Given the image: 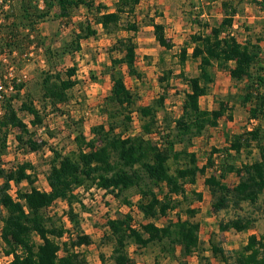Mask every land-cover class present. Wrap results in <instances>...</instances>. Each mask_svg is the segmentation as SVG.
Returning a JSON list of instances; mask_svg holds the SVG:
<instances>
[{
    "label": "trees",
    "instance_id": "1",
    "mask_svg": "<svg viewBox=\"0 0 264 264\" xmlns=\"http://www.w3.org/2000/svg\"><path fill=\"white\" fill-rule=\"evenodd\" d=\"M96 1L44 0L42 8L32 3V0L0 4V15L4 18V22H0V56H12L16 52L18 57L15 56V60L21 63L19 56H23L26 48L36 42L34 32L37 40L42 42L38 31L41 20L53 13L57 19L69 25L74 10L81 5L89 13L94 10L100 12L99 22L107 33L120 29L136 32L139 29L135 22L128 19L126 24L123 23V16L128 18L133 15L141 0H116L112 11L100 3L96 5ZM243 3L262 4L260 0H226L221 23L210 32L193 33L181 49L180 65L183 66L188 58L198 60L201 74L188 77L182 70L177 75L189 86L184 95L182 113L178 117H172L165 111L162 119L159 118V111L165 109L171 70H167L160 79L163 93L149 105L135 106L134 93L126 86L117 66L125 64L132 76H141L135 67L137 45L130 37L118 39L119 50L124 55L113 59V85L102 109L109 120L108 126L94 128V137L85 143V147L84 132L80 127L76 128L78 151L64 154L50 146L53 156L45 175L48 190L35 185L37 176L31 162H23L12 169H5L1 164L8 148L7 127L18 131L16 139L26 145L27 150L37 151L47 144L32 138L34 131L20 117L13 98L2 94L0 102L4 113L0 115V179L3 182L0 184V216L3 222L2 239L12 248L6 254L13 256L7 264H88L85 252L74 248L92 242L81 230L80 214L74 204L83 206L79 191L87 192L93 187L106 190L116 197L133 188H137L140 194L138 206L147 219L145 223L137 225L129 213L108 220L110 239L114 242L112 257L115 264H135L128 253L130 240L137 241L142 247L153 242L160 243L164 251L170 252L172 256H176L179 246L181 258L177 264H192L185 258L195 252L199 256L198 264H208L199 237L200 224L193 220L198 209L189 206L184 211L185 218L178 214L176 221L162 226L153 219L167 216L183 201L191 205L194 199L189 200L186 186L196 184L198 175L206 173L209 167L215 172L206 175L204 183L211 193L214 210L220 211L231 205L240 208L244 204L256 205L264 219V60L260 57L261 39L254 42L248 37L240 45L238 36L232 31L235 30L234 18L243 12L240 7ZM103 8L106 10L102 11ZM149 25L153 27L161 47L171 49L173 44L166 36L164 24L152 18ZM73 33L72 47H79L81 40L96 36L98 32L87 19L78 22ZM46 50L52 58L54 51L50 47ZM230 62L234 63L229 71L231 78L247 81L244 93H239V101L244 107L248 106L249 119L254 121V125L243 133L234 134L227 147L212 148L205 165L199 166L196 153L190 147L206 126L218 125L224 110L220 107L209 111L201 107L200 98L207 94V86L203 81L212 79L211 69L215 63L222 66ZM75 71V67L68 68L65 77L60 72H45L43 95L46 105L56 107L70 101L69 90L76 85L72 79ZM0 76L4 80V75L0 73ZM17 80L18 77H13L12 87L19 90L25 83ZM5 85L9 87L7 82ZM19 108L34 116L31 122L35 128L43 123L40 110L31 99L22 102ZM134 112L142 121L138 133L132 132L129 125ZM151 134H157L160 140L153 141L149 137ZM26 135L29 136L27 139ZM254 149L258 152V158L237 165L236 159L244 150L252 153ZM215 154H218L219 160L214 159ZM175 163L178 166L172 169ZM232 173L239 176V181L229 188L224 180ZM24 181L28 182L29 189H17L14 198L10 193L11 184L19 185ZM155 188L161 189L162 193ZM193 193L198 201L202 200L201 192ZM58 200L68 203L65 215L79 231L73 249L65 250L63 255L60 254V239L67 230L64 224L53 221L54 216L47 211ZM124 203L130 205V202ZM255 221L256 217L251 213L238 214L228 221H221L219 228L243 232L254 227ZM210 250L219 264H264V234H251L247 243L234 253L226 251L213 240H210Z\"/></svg>",
    "mask_w": 264,
    "mask_h": 264
},
{
    "label": "rangeland",
    "instance_id": "2",
    "mask_svg": "<svg viewBox=\"0 0 264 264\" xmlns=\"http://www.w3.org/2000/svg\"><path fill=\"white\" fill-rule=\"evenodd\" d=\"M115 1L97 0L96 5L100 3L112 11ZM225 1L141 0L133 15L128 18L126 15L123 16V23L126 24L128 19L138 25L139 29L136 32L120 29L117 32L107 33L99 22L100 12L94 10L89 13L84 5L74 10L73 20L69 25L57 19L53 13L41 20L38 31L42 38L39 39L42 42L37 40L36 32H34L36 42L26 48L23 56H19L22 59L21 63L15 60V56L18 55L16 52L12 56L7 54L0 56V73L4 75V80L0 78V99L2 94L13 98L20 117L28 124L29 129L35 132H33L32 138L39 143L45 141L47 144L37 151L27 150V146L20 144L16 139L18 131L7 127L9 132L8 148L2 158V166L5 169H12L23 162H31L37 176L35 185L40 189H49L45 175L49 170L53 156L50 146L64 154L78 151L79 148L75 140L76 128L80 127L84 132L83 147H85V143L94 137V128L108 126L109 120L102 109L105 107L106 98L110 95L113 85L111 78L113 59H119L124 55L119 50L118 39L130 37L137 45L135 67L141 76L139 78L132 76L125 64L121 63L117 66V69L122 72L126 86L134 93L135 106L149 105L157 99L163 93L160 79L167 70H171L165 109L159 111V118L162 119L165 111L172 117L180 116L184 95L189 90V86L177 75L184 70L186 76L194 77L199 76L201 71L198 66L199 61L192 58H188L181 66L179 53L193 33L210 32L213 27L221 23L224 17L223 4ZM260 1L262 4H241L243 12L238 13L234 18L233 29L235 30L232 31L238 36L240 45L248 37H251L254 42L261 39L260 57L264 60V0ZM10 2L14 4L17 0H0V4L4 5H8ZM32 3L39 8L45 5L44 0H32ZM105 10V8L102 9V11ZM152 18L164 24L166 36L173 44L171 49L165 50L155 38L153 27L149 25ZM3 19L0 15V22H4ZM87 19L97 29V35L81 40L79 47H72L74 46L72 42L76 24ZM23 31L25 30L23 29ZM40 44L41 46H39ZM48 47L54 51L51 54L54 55L52 58L46 50ZM233 65V62L222 66L215 63L211 69L212 79L208 82L203 81L207 86V94L200 98L201 107L209 111L220 107L224 110L218 120V125L216 127L206 126L190 147V150L196 153L199 166L205 165L212 148L227 147L234 134L243 133L254 125V121L249 119L248 106L244 107L239 101V93H244L247 81L246 79L235 81L231 78L229 71ZM71 67L76 69L75 75L72 77L76 81V85L69 90L70 101L56 107L50 104L46 105L43 95L45 72H60L65 77V71ZM13 77H18V80L24 82L25 86L19 90L10 88L13 86ZM5 81L9 87H6ZM166 83L167 81L164 82V84ZM262 91L264 93V87ZM30 99L33 105L40 110L43 119V123L39 124L38 128H35L31 122L34 116L19 108L22 102H28ZM2 108L0 102V115L4 113ZM132 116L129 125L132 132L138 133L141 130V118L137 112H134ZM27 137L29 136L26 135L25 139ZM149 137L153 141L160 140L157 134H151ZM256 158H258L257 150L254 149L252 153L244 150L237 157L236 163L241 165V162H251ZM214 159L219 160L218 154H215ZM177 166L176 163L173 164L172 169ZM213 172H215L213 168H207L206 173L198 175L196 184L186 186L189 200L194 199L191 205L189 202L183 201L167 216L153 220L162 226L170 221H176L178 214L185 218L184 211L189 206L198 209L193 220L200 224L199 237L204 248L203 255L207 259L205 262L219 264L210 250V240L226 251L234 253L247 243L251 234L258 236L264 234V219L256 205L244 204L241 208L231 205L220 211L214 210L211 193L204 183L206 175ZM238 181L239 176L233 173L224 180L229 188H232ZM2 182L3 180L0 179V184ZM15 189H29V184L26 181L19 185L12 183L10 191ZM155 189L160 194L162 193L161 189ZM193 191L203 194L201 201L196 199ZM79 192L83 206L80 203H75L74 208L80 214L81 230L91 238L92 242L89 245L74 248L85 252L88 264H115L112 257L114 242L110 239L108 220L129 213L137 225L145 223L147 219L144 218L138 206L140 194H138L137 188L125 191L117 197L112 193L103 192L97 187H94V190L89 193ZM179 199L181 198L179 197ZM124 201L130 202V205ZM68 208L66 201L58 200L47 210L50 215L54 216L53 221L57 224H64L67 230L63 238L60 239L61 255L65 254V250L73 249V243L77 240L79 232L65 215ZM248 213L256 217L254 227L248 231L238 232L233 229L223 231L219 228L221 221H228L238 214L246 215ZM2 224V216H0V226ZM35 239L38 240L37 237ZM127 248L135 264H156V262L158 264H177L181 258L179 246L175 252L176 256L164 251L160 243L154 242L142 247L137 241L130 240ZM8 251H12V248L0 238V256L5 255ZM185 259L192 264H198L200 261L196 252Z\"/></svg>",
    "mask_w": 264,
    "mask_h": 264
},
{
    "label": "built area",
    "instance_id": "3",
    "mask_svg": "<svg viewBox=\"0 0 264 264\" xmlns=\"http://www.w3.org/2000/svg\"><path fill=\"white\" fill-rule=\"evenodd\" d=\"M10 88H13L12 86H10ZM92 190H94V187L93 188H91L89 191H92ZM103 192H106V190H103V189H101ZM78 191V190H77ZM80 191H82V190H80ZM89 191H87L86 193H89ZM10 193H11V195L14 197V198H16V195H17V193H16V189L15 190H13V191H10ZM65 235V234H64ZM0 238H2V225L0 226ZM62 250H60V252H61ZM12 254H10V255H7V254H5V255H3V256H0V264H7L11 259H12Z\"/></svg>",
    "mask_w": 264,
    "mask_h": 264
},
{
    "label": "crops",
    "instance_id": "4",
    "mask_svg": "<svg viewBox=\"0 0 264 264\" xmlns=\"http://www.w3.org/2000/svg\"><path fill=\"white\" fill-rule=\"evenodd\" d=\"M235 26V25H234ZM231 63V62H230ZM46 190H48V189H46Z\"/></svg>",
    "mask_w": 264,
    "mask_h": 264
}]
</instances>
